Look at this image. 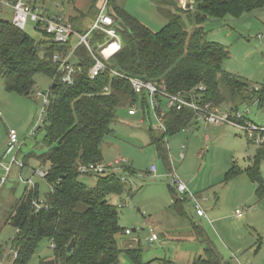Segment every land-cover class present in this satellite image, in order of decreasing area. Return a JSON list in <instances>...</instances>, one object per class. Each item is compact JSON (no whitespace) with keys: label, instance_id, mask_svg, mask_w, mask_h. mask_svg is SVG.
Listing matches in <instances>:
<instances>
[{"label":"trees","instance_id":"trees-1","mask_svg":"<svg viewBox=\"0 0 264 264\" xmlns=\"http://www.w3.org/2000/svg\"><path fill=\"white\" fill-rule=\"evenodd\" d=\"M6 1L14 4L17 0ZM52 1L32 0L31 4L44 8L45 3ZM157 1L168 6L173 13L170 11L168 22L153 32L114 0H107L106 14L114 19L121 38V50L108 64L110 69L161 86L169 95L183 94L189 98L190 93L201 86L204 89L199 92V104H207L220 113L234 115L239 112L238 106L248 101L259 105L264 103V85L249 88L245 81L222 69L229 53L224 46L208 41L203 27L209 19L239 18L263 9L264 0H192V13L169 0ZM97 3L98 0H93L86 13L95 14L96 11L97 14L101 7ZM4 11L8 10H2L0 15ZM86 16L79 13L78 18H66L76 32L83 34L88 29L83 31L82 26ZM191 23L195 28L187 32L186 27ZM33 29L38 30L34 26ZM42 33L48 39L36 41L15 28L10 20L0 18V79L4 90L30 97L36 75H45L51 80L49 105L45 108L42 126L37 128L43 130L41 146L46 149L37 159L40 165L48 164L44 180L51 190L40 203L37 185L24 189L6 221L14 229V235L8 245H0V264H29L43 241L47 242L50 255L40 259L39 264H118L121 257L130 264H149L143 262L144 248L138 241L133 248L127 247L128 244L121 248L120 240L131 235L132 231L119 225V212L109 202L110 196H119L124 191L123 172L129 175L134 172L126 162L118 169L114 162L104 164L102 155L103 141L111 134L116 109L124 103L129 108L138 106L148 121L151 113L149 98L146 93L136 95L129 84L111 78L109 72L93 80L88 79L87 71L93 60L82 46L74 52L77 68H80L74 85L52 81L56 72L52 56L56 53L68 55L71 45L55 44L45 32ZM104 39L102 33L93 32L89 42L95 48ZM108 86L106 93L104 88ZM154 102L158 112L166 107V101L159 95L154 97ZM245 122L254 124L247 118L240 121L242 124ZM162 123L164 130L155 128L159 133L155 136L148 122L149 144L169 172L164 149L167 138L196 123L193 112L187 108L166 109ZM246 138L248 143L257 145L252 163L244 169L232 164L223 177V183L244 174L258 185L256 195L261 196L264 192L259 167L264 161V141L256 144L254 139ZM99 164L105 166L106 172L95 175L92 188L79 181L80 166ZM169 174L171 172L167 176ZM167 187L172 210L178 216L185 215L184 204L187 200L192 202L190 194L198 201L192 193L179 198L170 185ZM192 207L194 209V204ZM191 227L197 235L200 234V227L193 223ZM71 242L73 246L68 253L67 247ZM258 243H261L260 238ZM205 254L206 258L197 257L194 264H218L219 259L212 246H207ZM165 264L170 262L165 261Z\"/></svg>","mask_w":264,"mask_h":264},{"label":"rangeland","instance_id":"rangeland-1","mask_svg":"<svg viewBox=\"0 0 264 264\" xmlns=\"http://www.w3.org/2000/svg\"><path fill=\"white\" fill-rule=\"evenodd\" d=\"M114 1L153 32L160 30L168 22L171 15L169 12L172 11L157 0ZM169 1L183 7L182 0ZM55 4L58 5L57 9ZM91 6L92 3L86 8L87 12ZM61 8L67 12L69 3L66 0H54L44 4V9L50 14ZM94 12L95 14L85 13L87 16L82 22L83 26L93 23L96 15V11ZM187 12L192 13L193 7L192 10L187 9ZM0 18L11 21L12 12L4 11ZM194 26L193 23L188 24L187 32H191ZM203 27L208 41L224 46L229 53L228 59L222 63L224 71L245 81L249 88L264 85V8L239 18L226 16L223 19H209ZM24 32L36 41L48 39L42 31L34 30L33 24L29 22ZM95 52L98 54V50ZM50 84V78L38 74L35 76L32 95L22 97L6 92L0 79V157L5 156L7 151L6 162L14 156L17 165L25 164L22 170L13 166L6 182L0 187V245H8L14 235V229L6 221L26 188L22 180L31 179L32 183L37 185L40 203L51 190V186L34 173L38 170L47 172L48 169V164L40 165L37 159L46 151L41 146L43 130L37 129L34 136H29L43 108L42 97L37 93L46 92ZM238 108L240 113L249 110L246 118L256 126H264V103L259 105L255 101H248L241 103ZM129 109L126 103L116 109L111 134L104 138L102 145L104 164L123 159L126 166L134 172L130 175L123 172L124 191L119 196L109 197V202L119 212V225L123 229H134L139 233V226L146 219L153 222V227L158 228L161 236L184 239L190 236V223H197L205 233L207 232L209 238L217 234L227 246L229 254L230 249L242 262L264 264V194L256 195L258 185L244 174L223 183V177L232 164L244 169L252 163L257 145L248 143L245 133L230 125L209 126L206 131L202 127L191 126L167 138L164 149L168 157V172L149 144L147 124H139L142 118L139 107L135 106L134 109L138 112L134 117L127 115ZM148 122L152 125L155 136H159L154 129L156 124L151 113ZM9 130H14L18 136V142L21 144L18 149L15 147L7 150ZM180 153L184 154L183 160L179 159ZM151 166H155V174L150 173ZM259 170L264 192V161ZM170 172L185 183L189 191L196 196L212 222L211 225L208 220L196 217L191 207L193 202L190 200L184 204L185 215L181 218L171 211L168 207L171 196L167 187L170 185V179L167 177ZM1 176L3 171L0 170ZM78 179L89 188H92L96 181L93 175H80ZM119 205H123L122 208H118ZM243 208L247 210L242 219H236L235 211ZM212 211L224 217L225 221L217 225L213 220ZM140 236L144 237L143 234ZM168 238L166 241L162 239L159 249L151 248L147 252V258L157 256L162 262L163 258L169 260L173 255L174 245L167 241ZM186 243L189 244V241ZM200 249L203 250L202 247ZM49 250L47 242L43 241L29 264H39L40 259L50 255Z\"/></svg>","mask_w":264,"mask_h":264},{"label":"built area","instance_id":"built-area-1","mask_svg":"<svg viewBox=\"0 0 264 264\" xmlns=\"http://www.w3.org/2000/svg\"><path fill=\"white\" fill-rule=\"evenodd\" d=\"M31 1L32 0H17L14 4H10L6 0H0V12L5 9L10 10L12 12L11 23L20 31H24L29 22L33 24L34 28L45 32V34L55 44L66 45L69 43L71 45L68 55L62 56L56 53L52 56V62L56 65V72L52 81H59V83L68 86L74 85L75 76L80 72V68H77L74 52L77 48L82 46L87 50L93 60V65L89 67L87 71L88 79L93 80L98 75L104 72H109L111 78H118L129 84L132 91L136 95L146 93L149 98V112H151L153 120L156 124L155 128L157 130H164L162 122L166 109L169 110L173 108L175 110H181L183 108H187L193 112L195 123L202 122L205 125L210 126L230 125L244 132L250 140L254 139L256 144H261L264 141V137H261V133L264 131V128L258 127L250 122H245L244 124L240 123V121H244L246 118L245 115L249 113V110H246L245 113L237 112L233 115L229 113H220L216 108H210L207 104L200 105L198 101L199 92H202L204 89L201 86L194 89L190 93L189 98H186L183 94L169 95L161 86L157 87L150 82H144L138 78L128 77L115 69H110L108 64L111 63L113 58L121 50V38L116 30L115 21L106 14L107 0H103L95 21L83 34L78 33L73 29L65 14L60 13L59 15H50L43 7L32 6ZM182 3V8L185 11H187V9L192 10V0H182ZM93 32H100L105 37L104 42L97 44L95 48H93L89 42ZM95 50H98V54H96ZM109 88V86L105 87L104 92L107 93ZM37 95L42 97L43 108L30 135L34 134L33 132H35V130L42 123L43 114L45 108L49 105L51 93L47 90L44 93H37ZM156 95H159L166 101V107L163 108L161 112L157 111L158 106L154 102V97ZM134 108L135 107H131L128 110V115L133 116L137 113V110ZM8 136V151L11 148L15 149V147L18 149L20 143L18 142L16 132L14 130H9ZM183 157L184 155L181 154L180 159H183ZM124 162L125 161L123 159L114 161V165L117 167L116 169H118ZM13 164H17L16 158H12L9 164H5L0 160V168L3 171V176L0 178V187L5 183ZM18 167L22 169V165H18ZM104 171L106 172L103 164L80 166L78 168V173L80 175H103L105 173ZM155 172V166H151L150 173L155 174ZM35 174L39 178L44 179L47 172L38 170ZM167 177L170 179V187L177 197L182 198L184 194H190L187 185L183 183L174 173L169 174ZM27 183L29 186L30 181ZM190 197L194 204L196 215L202 217L204 213L201 210L198 201L193 198L191 194ZM243 213L244 210L242 209L236 210V216L238 218H240ZM126 233L129 234V231H126ZM146 240L150 244L155 243L158 240L157 235L150 229ZM51 247H53V245H51Z\"/></svg>","mask_w":264,"mask_h":264},{"label":"crops","instance_id":"crops-1","mask_svg":"<svg viewBox=\"0 0 264 264\" xmlns=\"http://www.w3.org/2000/svg\"><path fill=\"white\" fill-rule=\"evenodd\" d=\"M93 2V0H71L69 3V9L68 11L64 12V10H62V8L60 10H58L56 13L54 14H50L47 10V11L50 15H59L60 13H63L66 15V17H78L79 16V13H86V8L90 5L91 3ZM103 0H99L98 3H97V6H101ZM55 8L57 9L58 8V5L55 4ZM98 14V13H97ZM97 14L95 15V18H94V21L96 19V16ZM93 21V22H94ZM91 25V24H90ZM90 25H86V26H82L86 29L87 27H89ZM81 26V27H82ZM85 31V30H84ZM87 31V30H86ZM85 31V32H86ZM138 112V111H137ZM137 114V113H136ZM133 115V116H129V117H134L136 116ZM141 115V119L139 120V124L140 125H146L147 124V128H149V124H148V121H149V115H148V121L147 119H144V116L142 113H140ZM210 125H205L204 123H196L194 125V127L196 128H203L205 131L206 129L209 127ZM33 129V128H32ZM155 129V127H154ZM37 130V129H36ZM35 130V131H36ZM32 132V130L29 132V136H34L35 135V132H33L34 134H31L30 133ZM206 139H208V137H206ZM8 142H9V139H8ZM21 145V144H20ZM7 150H8V144H7ZM7 153V151H6ZM6 153H5V156H2L0 157V160L5 163V164H9L10 161L12 160V158H15L14 156L10 158L9 162H6L5 159H6ZM183 154V153H180V155ZM180 155H179V159H180ZM184 155V154H183ZM184 159V157H183ZM181 159V160H183ZM115 161V160H114ZM23 165V164H22ZM13 166H16L18 169H20L18 167L17 164H13ZM12 166V167H13ZM11 167V168H12ZM24 167H22L23 169ZM20 169V170H22ZM166 169V168H165ZM0 170L2 171V169L0 168ZM11 172V170H10ZM36 171H34L35 173ZM2 177V176H1ZM0 177V178H1ZM28 181H30V185H34L31 181V179H27V180H22V183L27 187L28 186ZM6 182V181H5ZM4 185V184H3ZM188 188V187H187ZM189 190V189H188ZM190 192V191H189ZM191 193V192H190ZM171 202V201H170ZM200 205V204H199ZM201 206V205H200ZM171 211L172 210V207H171V203L169 204V206ZM192 207V206H191ZM193 209V207H192ZM194 210V209H193ZM201 210L203 211V216L202 217H199L198 215H196L195 211V215L198 219H205V220H208V223L211 225L212 222L209 221L208 219V216L206 214V212L203 210L202 206H201ZM240 210V209H239ZM242 210H244V212L247 210L246 208H243ZM215 211V210H214ZM212 211V217H213V220L214 222L218 225L220 224L221 222H224L225 221V218L224 217H221L219 215L214 214ZM174 212V211H173ZM176 214V213H175ZM177 215V214H176ZM178 216V215H177ZM178 217H182V216H178ZM243 217V214L240 218H238L236 216V211H235V218L236 219H242ZM213 222V223H214ZM192 223V222H191ZM191 223H190V228H191V233L189 234L191 236L187 237V238H184V239H178V237H174V238H168L167 241L173 243L174 247H173V255L172 257L169 259V260H166L165 258H163V262L158 260L160 258H158L157 256H154V257H150V258H147V255H148V251H150L151 248H155V249H159L161 244H162V239L164 238L165 241L167 238L161 236V233L158 232V228L157 227H153V222L151 221H148L146 219H144V221L140 224V229H139V233L138 232H135L136 230L132 229V234L129 235V236H125L123 239L120 240L121 242V248H124L125 247V244H128L127 247H130V248H133L134 243H141L142 245V241H143V248H144V254H143V262L145 263H149V264H165V261L167 262H170V264H194V260L197 258V257H202V258H206V254H205V249L207 248L208 245L212 246L214 248V251L216 252L217 256H218V264H249V261H246L245 263L242 262L238 257H236L232 252L231 250L229 249L230 251V254L229 252L226 250L227 249V246H225V244L223 243V241L221 240V238L216 234V236L214 237H211L210 238L207 236V232L205 233L204 229L201 228L200 225H198L197 223H193L195 225H197L198 227L201 228L200 230V234H196L195 233V230L192 229L191 227ZM151 224V225H150ZM198 228V229H200ZM127 229V228H126ZM152 230L153 233H155L157 235V242L155 243H152L150 244L149 242H147V237L149 235V230ZM138 233V234H135V233ZM140 234L144 235L143 238H141L142 236H140ZM202 236V237H201ZM163 237V238H162ZM138 241V242H137ZM189 241V244H187L186 242ZM222 243H221V242ZM184 242V243H183ZM195 242V243H194ZM200 244V245H199ZM199 245V247H198ZM226 245H227V242H226ZM229 246V244H228ZM203 248V250L201 251L200 248ZM239 251V250H238ZM159 252V251H158ZM236 254L238 255V252L236 251ZM241 254V253H239ZM249 260V259H248ZM118 264H130L126 258L124 257H121L119 259V263Z\"/></svg>","mask_w":264,"mask_h":264},{"label":"water","instance_id":"water-1","mask_svg":"<svg viewBox=\"0 0 264 264\" xmlns=\"http://www.w3.org/2000/svg\"><path fill=\"white\" fill-rule=\"evenodd\" d=\"M118 26H121V23H117ZM73 243L71 242L67 247V252L70 253L72 249Z\"/></svg>","mask_w":264,"mask_h":264}]
</instances>
